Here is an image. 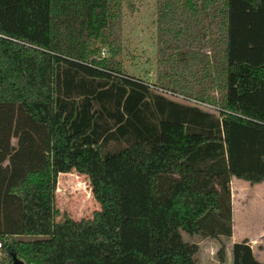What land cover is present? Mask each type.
Segmentation results:
<instances>
[{
  "label": "trees",
  "instance_id": "obj_1",
  "mask_svg": "<svg viewBox=\"0 0 264 264\" xmlns=\"http://www.w3.org/2000/svg\"><path fill=\"white\" fill-rule=\"evenodd\" d=\"M38 1L42 40L0 23V264H195L180 230L229 236L230 176L264 180V0H154L153 81L116 58L122 0ZM71 170L88 218L54 206Z\"/></svg>",
  "mask_w": 264,
  "mask_h": 264
},
{
  "label": "rangeland",
  "instance_id": "obj_2",
  "mask_svg": "<svg viewBox=\"0 0 264 264\" xmlns=\"http://www.w3.org/2000/svg\"><path fill=\"white\" fill-rule=\"evenodd\" d=\"M121 10V38L124 44L119 49L116 58L119 60L123 72L146 81H153L156 53L155 47L152 45L155 29L154 0H122ZM39 13L40 5L37 4L33 8L30 1L0 0V23L3 24L4 30L18 32L24 37L32 36V38L40 40L43 34V20ZM139 41L143 43L137 44ZM102 54H105L103 48L100 50V55ZM249 197V195H244L242 198L244 200L243 211L253 219L252 216L256 214L258 207L250 202L245 203ZM54 206L59 214L65 213L73 219H84L90 217L92 211L97 209L99 204L90 194L87 176L71 170L58 172L56 175ZM262 210L264 212V208ZM234 213H238L236 207ZM244 227L246 228L245 237L237 236L242 228L238 227L236 221L233 222V226L230 224L229 236L222 234L215 237L200 236L194 233L189 234L183 230H180V235L183 241L197 243L198 248L193 254L195 264H218L217 250L220 246H223L222 264H231L230 246L233 241L246 239L253 251L256 250L252 241L253 231H256L257 234L264 232V227L261 232L257 226L245 225ZM248 231L250 235H247ZM262 250H264V245Z\"/></svg>",
  "mask_w": 264,
  "mask_h": 264
},
{
  "label": "crops",
  "instance_id": "obj_3",
  "mask_svg": "<svg viewBox=\"0 0 264 264\" xmlns=\"http://www.w3.org/2000/svg\"><path fill=\"white\" fill-rule=\"evenodd\" d=\"M30 2L33 8H35L37 4L40 3L38 0H30ZM121 11H120V18L122 14ZM121 36H122V33H121V24H120L119 38H118L119 49L124 44V42H122ZM40 39L42 40V38ZM153 40L154 42L152 43V45L155 47V29L153 31ZM133 42L136 43V41H133ZM141 43L143 42L139 41L137 44H141ZM102 48L104 49V47ZM77 173H80V172H77ZM80 174H84V173H80ZM229 190H230V204H231V226H233V222L236 221V224L238 225V227L242 228L239 230V233H237V236H243V237L246 236L245 235L246 228L244 227L245 225H248L249 227L257 226L259 228V231L261 232L264 227V212L262 210L264 208V180L250 184L248 181L244 179L230 176ZM244 195L250 196L248 199L245 200V203L250 202L251 204H256L255 206L258 207L256 214L252 216L253 219L249 218L246 212L243 211V206H244L243 201L244 200L242 198ZM235 207L237 208V211H238L237 214L234 213ZM248 234L250 235L249 231L247 232V235ZM253 236L254 238L252 239V241L254 243L256 250L254 249L252 253L258 261H261L264 263V250H262V247L264 245V232L257 234L256 231H253ZM258 237H262V238H258ZM258 239H261V240H258Z\"/></svg>",
  "mask_w": 264,
  "mask_h": 264
},
{
  "label": "built area",
  "instance_id": "obj_4",
  "mask_svg": "<svg viewBox=\"0 0 264 264\" xmlns=\"http://www.w3.org/2000/svg\"><path fill=\"white\" fill-rule=\"evenodd\" d=\"M150 86L153 87V88H155V89L160 90L161 92H163V93H165L166 95L171 96V97H173V98H176V99H182V100H184V101H192V102H196V103H199L200 105H202V106H204V107H206V108H211V107H213L211 104H208V103H206V102H201V101L195 100V99H193V98H190V97L184 96V95H182V94H180V93L173 92V91H171V90H166V89H163V88H160V87H156V86L151 85V84H150Z\"/></svg>",
  "mask_w": 264,
  "mask_h": 264
},
{
  "label": "water",
  "instance_id": "obj_5",
  "mask_svg": "<svg viewBox=\"0 0 264 264\" xmlns=\"http://www.w3.org/2000/svg\"><path fill=\"white\" fill-rule=\"evenodd\" d=\"M10 264H23V262L19 260L15 255H12V260Z\"/></svg>",
  "mask_w": 264,
  "mask_h": 264
}]
</instances>
